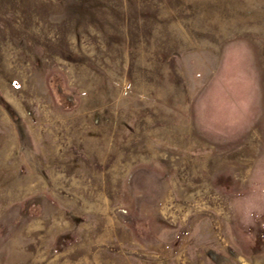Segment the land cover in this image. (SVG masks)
Returning <instances> with one entry per match:
<instances>
[{
	"label": "rangeland",
	"instance_id": "374dc122",
	"mask_svg": "<svg viewBox=\"0 0 264 264\" xmlns=\"http://www.w3.org/2000/svg\"><path fill=\"white\" fill-rule=\"evenodd\" d=\"M0 264H264V0H0Z\"/></svg>",
	"mask_w": 264,
	"mask_h": 264
},
{
	"label": "clouds",
	"instance_id": "9594fccd",
	"mask_svg": "<svg viewBox=\"0 0 264 264\" xmlns=\"http://www.w3.org/2000/svg\"><path fill=\"white\" fill-rule=\"evenodd\" d=\"M250 214V213H249Z\"/></svg>",
	"mask_w": 264,
	"mask_h": 264
}]
</instances>
